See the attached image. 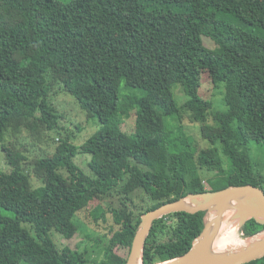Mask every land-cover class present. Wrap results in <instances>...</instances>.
I'll return each instance as SVG.
<instances>
[{
  "label": "trees",
  "instance_id": "obj_1",
  "mask_svg": "<svg viewBox=\"0 0 264 264\" xmlns=\"http://www.w3.org/2000/svg\"><path fill=\"white\" fill-rule=\"evenodd\" d=\"M170 46L182 53L175 73L161 55ZM203 73L222 88L224 109L202 96ZM56 89L98 119L80 144L51 101ZM186 117L208 147L185 130ZM253 140L264 142V0H0V142L12 167L0 170V264H87L51 235L71 239L82 213L108 236L96 264H126L145 211L229 185L264 190V174L239 178L231 161L248 160ZM31 149L40 152L30 172ZM87 154L88 171L76 162ZM204 217L155 220L143 264L186 253ZM263 229L251 218L239 231Z\"/></svg>",
  "mask_w": 264,
  "mask_h": 264
},
{
  "label": "water",
  "instance_id": "obj_2",
  "mask_svg": "<svg viewBox=\"0 0 264 264\" xmlns=\"http://www.w3.org/2000/svg\"><path fill=\"white\" fill-rule=\"evenodd\" d=\"M185 211L205 212L204 227L184 254L156 264H245L264 257V229L244 238L238 247L215 250L214 243L230 222L240 229L254 218L264 224V190L253 184L229 185L222 189L190 192L141 215L126 264H143V253L154 221L162 216ZM243 238V237H242Z\"/></svg>",
  "mask_w": 264,
  "mask_h": 264
},
{
  "label": "rangeland",
  "instance_id": "obj_3",
  "mask_svg": "<svg viewBox=\"0 0 264 264\" xmlns=\"http://www.w3.org/2000/svg\"><path fill=\"white\" fill-rule=\"evenodd\" d=\"M69 1V0H63ZM162 60L167 64L171 73H175L180 65V60L182 57L181 51L176 47H166L161 50ZM202 87L200 92L204 98H207L213 102V110H221L225 108L223 102V93L221 89H215L205 73L202 74ZM61 90V89H56ZM174 97L179 104H183L186 100V94L180 83L173 86ZM57 95H52V102L56 106L58 112L63 113L64 117L62 119V124L68 128L74 135V140L77 144L82 143L87 137L92 135L99 127L98 119L89 120L86 119L85 114L82 112L79 103L69 92L61 90L56 93ZM79 125L76 126V125ZM183 126L185 130L195 138V142L199 146V149L209 146V142L205 140L200 133L199 124L189 121L186 117ZM54 134V132H52ZM31 141V139H30ZM2 142H0V170L9 171L12 169L11 164L6 158V153L3 149ZM41 148L51 151L54 145H47L44 142L41 143ZM30 147V144H29ZM31 148V147H30ZM40 150L36 149L30 150L32 155L27 160L28 170L31 172L32 162H30L32 157L39 154ZM29 154V152H28ZM88 155V154H87ZM78 155L76 157V162L80 166L88 171L89 168L86 164V159H90V155ZM232 164L234 166L235 175L239 178L245 180L253 181L258 172L264 174V142H256L253 140L251 142V154L250 158L244 159L243 157L234 156L231 158ZM228 162V161H227ZM226 162V163H227ZM27 167V166H26ZM34 184L37 185L38 181L34 179ZM215 186V183H212ZM112 199L103 200L104 204H107ZM101 200L93 202L97 204ZM13 207L19 213L22 212V205L15 201L13 202ZM109 222H112V216L108 215ZM78 230L76 234L71 239H64L61 235L56 232H52V237L60 244L70 245L73 249L80 250L86 253L87 264H96V262L102 257L104 245L108 241V236L105 235L104 226L101 225L97 228V225L89 220L86 213H82L81 217L77 218ZM233 231L237 238L244 239L241 236L238 226L233 225ZM23 264V263H20Z\"/></svg>",
  "mask_w": 264,
  "mask_h": 264
},
{
  "label": "bare ground",
  "instance_id": "obj_4",
  "mask_svg": "<svg viewBox=\"0 0 264 264\" xmlns=\"http://www.w3.org/2000/svg\"><path fill=\"white\" fill-rule=\"evenodd\" d=\"M233 223L226 225L217 236L214 248L215 250H224L229 247H238L242 243H246L244 239L237 238L235 232L233 231Z\"/></svg>",
  "mask_w": 264,
  "mask_h": 264
}]
</instances>
